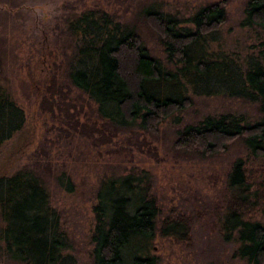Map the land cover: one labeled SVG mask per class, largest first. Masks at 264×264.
I'll return each mask as SVG.
<instances>
[{"label":"rangeland","instance_id":"374dc122","mask_svg":"<svg viewBox=\"0 0 264 264\" xmlns=\"http://www.w3.org/2000/svg\"><path fill=\"white\" fill-rule=\"evenodd\" d=\"M218 1L225 19L206 50L227 53L242 64L264 48V29L240 23L246 0H0V86L23 113L22 127L0 143V172L27 169L38 176L75 264L92 263L93 205L101 180L125 176L153 198L156 224L166 216L188 218L187 240L157 234L151 240L149 250L158 264H250L235 254V240L222 237L220 218L232 163L241 158L250 180L264 184V152L251 154L237 137L224 150L201 155L174 145V139L177 129L206 115L232 113L255 120L257 104L189 91L187 105L148 131L99 115L95 102L68 77L76 42L67 24L81 12L108 13L133 29L151 55L173 67L179 63L166 58L147 11L156 8L192 28L187 18L199 6ZM61 174L70 187L58 183ZM247 216L264 224V198ZM0 264H21L5 254L1 240Z\"/></svg>","mask_w":264,"mask_h":264},{"label":"trees","instance_id":"16d2710c","mask_svg":"<svg viewBox=\"0 0 264 264\" xmlns=\"http://www.w3.org/2000/svg\"><path fill=\"white\" fill-rule=\"evenodd\" d=\"M222 1L199 6L180 25L174 15L147 11L157 25L166 58L179 63L166 67L151 55L138 35L104 11L87 10L68 21L76 49L68 77L72 85L96 104L107 120L136 123L148 131L188 104V92L220 94L255 102L260 115L247 121L241 115H206L176 131L174 145L201 155L224 150L240 137L251 154L264 152V48L243 63L221 51L206 50L225 19ZM264 29V0H246L240 22ZM263 43V42H262ZM264 45V44H263ZM21 108L0 86V143L20 129ZM241 158L226 175L228 190L220 218L224 239L237 242L235 254L250 264H264V224L247 216L261 204L264 184L250 180ZM131 176L102 179L93 205L91 264H158L150 253L153 237L187 240L188 218L166 216L155 223L158 207ZM57 181L70 187L63 174ZM0 240L5 254L21 264H75L56 209L33 172H0Z\"/></svg>","mask_w":264,"mask_h":264}]
</instances>
